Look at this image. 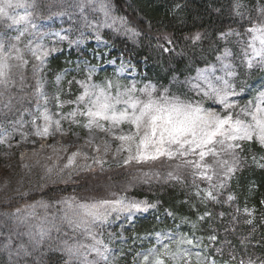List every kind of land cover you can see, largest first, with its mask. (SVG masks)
I'll use <instances>...</instances> for the list:
<instances>
[{
  "label": "rangeland",
  "instance_id": "rangeland-1",
  "mask_svg": "<svg viewBox=\"0 0 264 264\" xmlns=\"http://www.w3.org/2000/svg\"><path fill=\"white\" fill-rule=\"evenodd\" d=\"M13 3L26 7L9 9V16L28 14L31 23L13 24L10 19L0 16V43H3L6 49L15 44L27 61L26 64L10 61L14 65L11 78L15 83L7 89L0 86V91L4 93L0 96V233H3L0 236V253H6L9 264H29L27 258L37 255L42 247L48 251L63 250L66 258H74L82 264V258L70 256L68 248L78 245L91 246L100 241L96 246L103 255L91 251L90 248L80 249L86 253L91 264H143L142 256L147 250L157 248L163 251L158 242L162 240L169 245V252L176 254L175 258L171 254L163 256L165 262L166 259L180 261L188 260L191 256H200L202 259L199 264H206L200 246L177 232L178 226L162 229L145 238L135 233L129 234L139 216L145 215V212L148 214L160 210L147 198L136 201L124 197L126 202L139 203L140 208L119 214L113 212L105 221L90 223L88 228L95 240L84 228L69 223L65 218V212L69 211L65 201H71L73 208L77 204L98 201L79 200L68 196L53 206L55 212L51 211L52 204L49 201L41 199L27 200L12 208L5 207L4 204L12 202L13 196L29 193L35 187L37 177L31 176L35 173H41L39 176L43 179L45 176L50 177L53 171L59 168L73 164L78 166V162L94 167L125 165L124 160L129 156L126 147L131 142L120 140L122 135H111L115 125L111 121L101 119L87 127L89 118L80 114L84 111V104L78 106L70 103L76 101L83 92L79 81L103 86L105 81L110 80L121 85L120 91L135 83L134 96L140 100L147 99L140 90L151 85L154 87V98L165 95L167 90L169 97H179L193 103L200 102L205 109L223 115L222 107L214 98L203 97L202 93L193 87L197 83L203 86V81L197 79L198 73L208 70L205 75L210 76L217 86L220 85L216 77H223L233 85L237 95L230 100L237 105L232 110L233 116L236 117L249 101L255 103L258 94L264 92L263 85L255 97H252L251 89L239 85L240 81L245 83L246 74L251 69L264 70V62L259 58L253 60L252 67L248 66L247 61L251 55V49L248 47L250 34L231 33L226 38V48L215 62L210 66L197 68L187 78L172 77L160 91L158 82L150 80L148 75L139 69L136 61L124 51L112 56V50L115 48L107 41L106 34H111L113 39L128 38L134 42V36L129 31L132 28L126 18L117 14L113 0H13ZM101 3L108 6L110 18L107 23L111 24V27L105 26L106 18L100 7ZM112 18H115L114 24ZM120 18H124L126 23L122 24ZM17 36H20L19 40H16ZM38 45L48 50L43 64L28 50ZM226 51L230 55L225 56ZM58 54L64 55L66 63L61 71L53 75L50 62ZM224 65H230V68L225 69ZM90 71L91 80L88 81ZM230 71L235 73L231 77L227 75ZM57 76H60L59 81ZM41 85L47 101L37 91ZM74 85L75 89L79 90L75 96L72 93ZM65 88L68 96L63 98L60 93L65 91ZM116 91L113 89L112 94L115 95ZM57 94L59 101L55 98ZM117 107L119 109L123 105ZM45 110L50 117L47 121L44 119ZM74 111L77 114L70 115ZM239 118L246 119L243 114ZM56 121H59L58 125ZM125 122L114 127L123 131L130 129L128 135L134 133L135 127ZM45 128L47 133L44 132ZM93 130L96 131L92 132ZM113 136L118 140H113ZM34 139H37V142ZM113 144L123 148L125 156L110 158L114 150ZM217 148L219 149V146ZM134 151L133 147L132 154H135ZM59 159L63 161L58 163ZM238 161L237 170L244 167L242 161ZM60 173L62 172L58 174ZM219 173L221 182H226L228 176H225L221 169ZM17 209L20 211L17 212ZM59 234L63 235V241L49 242ZM168 237L171 239H167ZM137 238H140L138 242ZM181 239L191 241V244H178Z\"/></svg>",
  "mask_w": 264,
  "mask_h": 264
},
{
  "label": "trees",
  "instance_id": "trees-1",
  "mask_svg": "<svg viewBox=\"0 0 264 264\" xmlns=\"http://www.w3.org/2000/svg\"><path fill=\"white\" fill-rule=\"evenodd\" d=\"M115 10L121 17H126L129 26L138 35L134 36V42L118 38L114 40L116 47L126 50L140 67H145L144 72L151 80L159 84L161 91L168 81L174 76H187L196 66L211 61L224 48V35L231 31L246 32L253 24L264 23V0H113ZM237 4L239 8H237ZM199 34L198 40L194 37ZM165 37L172 41L168 45ZM110 38V37H109ZM136 43V45H133ZM167 47L168 52L163 51ZM64 67L62 55L52 58L50 68L56 74ZM258 73L252 76L257 78ZM218 149V148H217ZM219 150V149H218ZM240 150V149H239ZM241 153L249 157L248 165L236 176L233 189L238 196L236 202L227 201L215 189L209 187L214 197L219 202H206L204 193L195 191L202 184L208 185L204 180L197 178L192 185L185 181V186H180L179 176H186L191 167H177L181 163L179 159L169 160L160 157L157 160L146 162H134L129 165H113L108 167H94L80 164L62 167L54 171L53 176L42 179L40 174L36 176L35 187L23 196H13L5 207L12 208L27 200L39 198L51 202H58L64 197H75L79 200H103L110 193L123 189L130 191L132 195L158 199L162 206H168L174 210L175 217L184 226L186 223L197 225L200 232H205L213 227V232L222 240V231L226 232L227 242L239 252H248L253 256H259L264 262V149L256 142L246 143L242 146ZM256 158V162L253 161ZM221 158L229 159L224 155ZM205 160L212 162V157ZM195 161V159L193 160ZM59 172H62L58 174ZM171 173V176L169 175ZM58 174V175H57ZM176 177V178H173ZM189 184L190 186H188ZM211 184L210 186H214ZM188 189V190H184ZM191 196L192 202H186V197ZM195 200V202H194ZM247 205L254 209L256 217L251 226L245 224L247 214H241V222L237 225L235 215L239 207ZM193 208L200 211H210L212 214L206 221L193 215ZM225 214L224 217L220 214ZM166 218V215H163ZM240 216H238L239 218ZM236 226V231L233 227ZM161 227L156 216L139 219L135 229L129 230L139 235ZM69 232V231H65ZM3 233H0V236ZM132 235V234H131ZM208 236V233H204ZM133 237V236H131ZM243 237L246 244H243ZM63 235L52 237L49 242L63 241ZM140 238H137V242ZM205 243L209 244L207 239ZM235 246V247H234ZM212 248V247H211ZM6 253H0V264H9ZM211 254H214L212 248ZM71 258L65 257L63 250L48 251L45 248L39 250L37 255L27 258L29 264H79L69 262ZM185 264V263H183Z\"/></svg>",
  "mask_w": 264,
  "mask_h": 264
},
{
  "label": "snow or ice",
  "instance_id": "snow-or-ice-1",
  "mask_svg": "<svg viewBox=\"0 0 264 264\" xmlns=\"http://www.w3.org/2000/svg\"><path fill=\"white\" fill-rule=\"evenodd\" d=\"M21 6L26 7V5L20 3H13V0H0V16L10 19L13 24H21L22 22L30 24L31 21L28 14L19 17L9 16V9ZM100 7L105 14V26L111 27L112 25L107 23V20L110 18L108 6L101 3ZM237 8H239L238 4ZM115 22V18H112V23L114 24ZM120 22L124 24L126 20L120 18ZM129 31H131L133 36L138 35L135 30ZM247 31L251 36L248 45L251 49V55L247 63L249 67H252L253 60L256 58L264 62V23L253 24ZM230 34L225 33L222 35ZM21 35H23V32H21ZM66 38L61 37V39ZM199 38V34L194 37L196 40ZM19 39L20 36H17L16 40ZM165 41L168 45L172 44V41L167 37H165ZM160 47L165 52L170 50L167 47H163V45H160ZM28 50L41 64H43L44 58L48 55V50L39 45ZM228 55L230 53L226 51L225 56ZM246 55L249 54L246 53ZM13 60L19 61L21 64L27 63L15 44L9 45L6 49L5 45L0 43V86L4 89L15 83L11 78L14 65L10 61ZM224 68H230V65H224ZM207 71L201 70L198 73L197 79L203 81V86L197 83L193 87L199 90L203 97L214 98L222 107L224 111L223 115L211 109H205L200 102L193 103L181 100L179 97H169L167 90H165V95L154 98V87L151 85L145 86V88L140 90L147 97L145 100H140L134 96L136 92L135 83L126 87L124 91H120L121 85L110 80L105 81L103 86L79 81L78 83H80L83 92L76 98V101L70 103H75L78 106L84 104V111L80 112V114L89 118L87 127H91L93 123H97L101 119L111 121L116 125L126 121L129 125L135 127L134 133L119 137L122 141L131 142L127 146L129 156L124 160L125 164H129L133 160L146 162L157 160L160 157H166L169 160L179 159L181 163L177 167L194 168L197 170V175L211 181L212 176L216 175V168L223 170L225 176H230L237 170L239 163L237 150H242V142L255 141L259 145L264 146V92L258 94L255 98V103L249 101L241 109V113H238L234 117L232 110L237 105L230 98L236 96L237 93L234 91L233 85L223 77H216L215 79L220 85L217 86L213 83L210 76L205 75ZM213 71L215 70L213 69ZM91 74L90 71L88 81L91 80ZM234 74L231 71L227 73L230 77ZM56 79L59 81L60 76H57ZM41 89L42 85L37 91L47 101V97L44 96ZM113 89L117 90L115 95L112 94ZM3 95L4 93L0 91V96ZM55 98L59 101V94ZM118 105H123V107L118 109ZM77 111H79V108ZM76 114V111L70 113L72 116ZM241 114L246 119H240L239 116ZM44 119L46 121L50 119L47 115V110H45ZM55 123L58 125L59 121ZM44 132L47 133V128L44 129ZM133 145L135 147V154H132ZM217 146H219V150ZM190 155H195L198 159L195 161L187 159ZM224 155L229 156V159L221 158ZM206 157H212V162H207L205 160ZM261 159H264V157ZM253 161L256 162L255 157H253ZM258 166L264 167V164H258ZM169 175L171 176V173ZM206 196L215 199L211 191H207ZM65 205L69 210L65 212V218L69 223L84 228L92 236L93 240H95V236L92 235L88 228L90 223L105 221L113 212L119 214L131 209H138L141 206L139 203L126 202L122 196L90 204H77L75 208H73L71 201H65ZM19 211L20 209H17V212ZM69 212H71V215H69ZM167 239H171V237ZM158 242L163 251L157 248L147 250L142 256L143 264H165V260L162 257L170 254L175 258L176 254L169 252L168 244L162 240ZM99 243L101 242L96 241L91 246L78 245L69 247L68 253L70 256H76L78 259L82 258V264H91L87 260L86 253L81 252L80 249L90 248L91 251L103 255L96 246ZM177 243L191 244V241L181 239ZM184 254L187 255L186 252ZM240 264H243V261Z\"/></svg>",
  "mask_w": 264,
  "mask_h": 264
},
{
  "label": "bare ground",
  "instance_id": "bare-ground-1",
  "mask_svg": "<svg viewBox=\"0 0 264 264\" xmlns=\"http://www.w3.org/2000/svg\"><path fill=\"white\" fill-rule=\"evenodd\" d=\"M125 124H127V122H125ZM114 126H116V124L113 125V132H111V135H118V136H120V135H128V133L130 132V129H126V130L123 131V130H120L118 127H114ZM95 131L96 130H93L92 132H95ZM35 134L32 135L33 138L35 137ZM112 139L113 140H118V138L115 137V136H113ZM34 140L37 142V139H34ZM36 142H35L34 145H36ZM113 145H114V150L112 152V156H109L110 158L114 159V158H121V157L125 156L126 153H124L125 150L123 148L117 147L116 144H113ZM133 147H134V145H133ZM126 150H127V147H126Z\"/></svg>",
  "mask_w": 264,
  "mask_h": 264
}]
</instances>
